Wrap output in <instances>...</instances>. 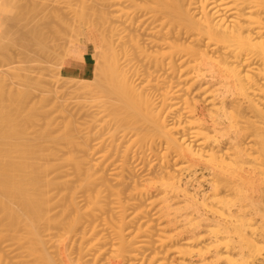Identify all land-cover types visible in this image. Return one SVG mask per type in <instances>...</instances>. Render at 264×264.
I'll use <instances>...</instances> for the list:
<instances>
[{
  "label": "bare ground",
  "instance_id": "6f19581e",
  "mask_svg": "<svg viewBox=\"0 0 264 264\" xmlns=\"http://www.w3.org/2000/svg\"><path fill=\"white\" fill-rule=\"evenodd\" d=\"M63 1L110 66L94 53V80L64 88L88 99L104 68L117 84L83 122L37 128L55 95L36 107L31 77L13 90L0 70V264H264V0Z\"/></svg>",
  "mask_w": 264,
  "mask_h": 264
},
{
  "label": "rangeland",
  "instance_id": "374dc122",
  "mask_svg": "<svg viewBox=\"0 0 264 264\" xmlns=\"http://www.w3.org/2000/svg\"><path fill=\"white\" fill-rule=\"evenodd\" d=\"M8 1H10V2H7V0H4V2H6V3H8V4H10V5H8V4H4V6L6 5L7 7L8 6H10L9 8H11V9H8V8H5L4 9V11H3V13H5L6 12V10H9L8 12H6V14L4 15L3 13V15L4 16H2V14H1V18H0V23H1V25L0 26H2V24H4L3 25V27H1V30H0V35L2 36V38H1V36H0V46H2L1 48H0V57H2V58H0V70L1 71H3L5 74L6 73H9L8 75H6V81L5 80H3V81H5L4 83H2L4 86L3 87H5V88H7V87H9V89H13V87L15 88V90L16 89H18L19 87H21L20 86V84L21 83H19V82H21L20 81V78H19V74L21 75V74H23V75H25L24 73H26V75H28L29 77H31V82L32 83H30V85L31 86H29V88L32 90H30L31 91V102H33V103H35L34 105H37L36 107H38V104L40 103L41 104V106L39 105V107H42L46 102L47 103H49V101H47L46 100V102H45V100L44 99H48L50 96H51V98L53 99V97H54V95H55V97H54V101L53 100H51L50 98H49V100L52 102V104H51V102L48 104V105H44L45 107H43V108H38V109H40L39 111H42L41 112V116L39 117V119L37 120V122H36V127L38 128V124H40L41 123V121H42V119H43V123H41L40 125L42 126V125H44L45 123H52L53 125H51V127L53 126L55 129H56V126L58 127L59 125H60V129L61 128H63L64 127V125L66 124V120H68L67 118H69V119H71V117H72V119L74 120L75 118H77V117H79L78 119L80 120V123H81V121L83 122L84 120V115L87 113V112H90V111H92V109L91 108H93V110L96 108V102H98V103H100L101 101V96H102V94H104V92L106 93V88H105V90H104V92H102L101 91V89L102 88H104V87H100V85L102 86V83H105V84H108L109 85V83H106V77L107 78H110V73H111V71L109 70V72H108V70L107 69H110V68H104V66L105 67H108L109 66V62L107 61L108 59L107 58H105L106 57V54L104 55V54H102V51H105L104 53H106V51H108V50H106V47H105V50H104V48H102L101 46H102V42H100L99 40H101V39H99V40H96V39H94L95 38V36H96V38H98V33H97V31H96V28H95V26H93V24H91V20H89V17H88V20H87V17L84 19L83 18V20L81 21V17L83 16V15H81V17H78L79 19H76L75 21L76 22H74L76 25H74L73 26V28H68L69 27V25H68V27L66 26L67 25V23H65V21L63 22V24L65 25H63L62 24V18H59V17H61L62 15H60L61 14V12H58L57 11V14L55 13L56 12V10L55 9H53V6H54V4L55 5H58V2L61 4V6H62V1L63 0H58V2L56 1V0H50V1H52L54 4H52V2L50 3V1H45V0H36V4H34L33 2H32V0H31V3L33 4L32 6H31V9H29V7H30V5H31V3H30V0L28 1V0H8ZM21 1H23L24 3H22ZM35 1V0H34ZM39 1V2H38ZM42 1H45L44 2V4H46V2H47V4L46 5H44L43 4V2ZM54 1H56V2H54ZM29 2V3H28ZM63 2H65V1H63ZM15 4V6L13 5V6H11V4ZM43 4L44 6H43V9L41 8L40 10V12H37V13H39V14H37L36 13V15H35V17H34V14H33V9H38L39 8V6L41 5V4ZM67 3V2H66ZM66 3H64L63 5H65ZM90 3V2H89ZM25 4V5H24ZM39 5V6H37L38 8H33L32 9V7L34 6V5ZM60 4H59V6H60ZM19 5H20V7H19ZM23 5V6H22ZM28 5H29V7H28ZM49 5V6H48ZM53 5V6H52ZM17 6V7H16ZM27 6V7H26ZM42 6V5H41ZM60 6V7H61ZM13 7V8H12ZM15 7V8H14ZM25 7V8H24ZM34 7H36V6H34ZM48 7H51V8H49L50 10H48L47 8ZM56 7V6H55ZM58 7V6H57ZM25 9V10H23V9ZM106 8V7H105ZM14 9L16 10L15 12H11L12 10L14 11ZM19 9V10H18ZM20 9H22L21 11H20ZM31 10L30 12H27V10ZM52 9H53V12H52ZM39 10V9H38ZM43 10V11H42ZM46 10V11H45ZM47 10H48V12H47ZM20 12V14H19V16H18V13ZM34 11H37V10H34ZM24 12H26V13H24ZM41 12L43 13L44 12V16H43V14H41ZM49 12H52V13H49ZM21 13H22V15H21ZM24 13V14H23ZM28 13V14H27ZM32 13V14H31ZM54 13L56 14L55 16H54ZM45 14H46V16H45ZM51 16H50V15ZM17 15V16H16ZM28 15V16H27ZM33 15V16H32ZM38 15V16H37ZM59 17H58V16ZM37 16V17H36ZM39 16H40V18H41V16H42V20L39 18ZM61 20L60 21V23H58L59 21V19H56L57 17ZM7 17V18H6ZM19 17L21 18L20 20H19ZM24 17V18H23ZM28 17V18H27ZM33 17V18H32ZM45 17V18H44ZM47 17H49V18H47ZM84 17H85V15H84ZM6 18V19H5ZM9 18V19H8ZM29 18H30V20H29ZM36 18V19H35ZM39 18V19H38ZM54 20H53V19ZM95 18V17H94ZM3 19V20H2ZM16 19V20H15ZM45 21H44V20ZM48 19V20H47ZM13 22H12V21ZM32 20V24H31V21ZM33 20H35V22L33 21ZM37 20H39V21H37ZM50 20V21H49ZM78 20V21H77ZM17 21V22H16ZM27 21H29L30 22V24H29V22H27ZM46 21L48 22V23H46ZM83 21H85L83 24H82V22ZM95 21H96V19H95ZM5 22H6V24H5ZM9 22V23H8ZM10 22H12V24L10 23ZM15 22V23H14ZM20 22H21V25H20ZM40 24H39V23ZM43 22V23H42ZM78 22V23H77ZM18 23V24H17ZM22 23H28V24H25V26L27 25L28 26V28H27V30H25L24 31V29H26L25 28V26H24V24H22ZM73 23V24H74ZM7 24H8V26H7ZM35 24V26H38V27H33V25ZM46 24L49 26V28H47L48 26H46ZM52 24V25H51ZM56 24H58V25H56ZM72 24V25H73ZM90 24V25H89ZM10 25H14V26H12V27H9ZM54 25V26H53ZM55 25H56V29H55ZM71 25V24H70ZM4 26H5V28H4ZM23 28H22V27ZM30 26L33 28H30ZM45 26V27H44ZM61 26V27H60ZM8 27V28H7ZM21 27V28H20ZM43 27H44V29H46V30H43ZM51 27V28H50ZM53 27V28H52ZM15 28V29H14ZM35 28V29H34ZM66 29V31L64 30V29ZM5 29V30H4ZM14 31H13V30ZM18 29V30H17ZM29 29H32L30 32H33V33H30L29 32ZM38 29V30H37ZM60 29V30H59ZM20 30V31H19ZM37 30V31H36ZM41 30V31H40ZM43 30V31H42ZM48 30V31H47ZM49 30H50V32H49ZM52 30H54L53 32L54 33H51V31ZM70 30V31H69ZM1 31H3V32H1ZM25 33H24V32ZM37 33H36V32ZM39 31H40V33L42 34H40L39 33ZM45 31V32H44ZM56 31V32H55ZM61 33H60V32ZM62 31H64L65 33H62ZM73 31H74V33H73ZM6 32V33H5ZM10 32H13V34L12 33H10ZM58 32V33H57ZM70 32V33H69ZM3 33V34H2ZM10 33V34H9ZM21 34V35H17V34ZM29 33V34H28ZM35 33H36V35H35ZM44 33V34H43ZM49 35H48V34ZM51 33V34H50ZM57 33V34H56ZM68 33V34H67ZM77 34V35H74V34ZM89 33H90V35H89ZM23 34V35H22ZM31 34V35H30ZM34 36H33V35ZM47 34V35H46ZM55 36H54V35ZM71 36H70V35ZM91 34H93V35H95V36H92ZM13 35H15V36H13ZM17 35V36H16ZM27 35V36H26ZM30 35V36H29ZM53 35V36H52ZM69 35V36H68ZM89 35V36H88ZM4 36V37H3ZM12 36V37H11ZM21 37V39L20 40H18L19 39V37ZM37 36H39V37H37ZM45 36V37H44ZM49 36V37H48ZM74 36H75V38H74ZM94 37L93 39H92V37ZM18 39H17V38ZM28 37V38H27ZM47 37V38H46ZM68 37V38H67ZM116 37V36H115ZM114 37V38H115ZM4 38V39H3ZM14 38V39H13ZM30 38H35L34 40L32 39V41H31V39ZM37 38V39H36ZM42 38V39H41ZM67 38V39H66ZM72 38V39H71ZM3 39V40H2ZM48 41H47V40ZM52 39V40H51ZM58 39V40H57ZM71 39V40H70ZM36 40V41H35ZM37 40H38V44H36L35 42H37ZM42 40V41H41ZM57 40V41H56ZM64 40V41H63ZM96 40V41H95ZM115 40H116V38H115ZM118 40V39H117ZM116 40V41H117ZM7 41V42H6ZM19 41V42H18ZM44 41V42H43ZM115 41V42H116ZM7 43V45L6 44H4L3 45V43ZM13 44H12V43ZM17 42V43H16ZM31 44H30V43ZM50 42V43H49ZM57 42H59V43H57ZM46 43H48V44H46ZM53 43H54V45H53ZM56 43V44H55ZM68 43V44H67ZM118 42H116V44H117ZM14 44L15 45H18V46H16L15 48H14ZM22 44H24L23 46H22ZM26 44H28V46H26ZM30 44V45H29ZM36 44V45H35ZM63 44V45H62ZM97 44V45H96ZM115 44V43H114ZM10 46L11 45V47H13V49L11 48V51L10 50H8V49H10V47L8 48V47H6V46ZM13 45V46H12ZM33 45V46H32ZM38 45V46H37ZM39 45H40V48H39ZM47 46L46 48H44L45 46ZM49 45V46H48ZM51 45H53V46H51ZM59 45H61L60 47H59ZM3 46H5V48L3 47ZM22 46V47H21ZM31 46V47H30ZM56 46V47H55ZM19 47V48H18ZM44 48V49H46V51L44 50V49H41V48ZM55 47V48H54ZM63 47V48H62ZM99 47H101V48H99ZM115 47H116V45H115ZM6 48H7V50H6ZM18 48V49H17ZM22 48H23V50H22ZM27 49V51L25 50V49ZM37 48V49H36ZM86 49L88 52H90L91 53V55H92V62H93V73H92V76L89 78V79H93L94 77H95V75H96V69H97V67H96V62H95V55H94V53H97V54H99V56H97V57H99V58H104V59H102L101 61H104V62H102V63H105V65L104 64H102L101 63V65H104V66H102V68H104V70H105V72H106V74H105V72L104 71H100L101 73H104L105 74V77H104V79H101L102 78V76H101V78H100V82L102 81V83H100L99 85H95L96 87H97V89H99V90H91L89 93V95H87V98L88 99H83L82 100V98L80 99V98H76L77 96H75V94L73 93V92H69V89H67L68 88V85H66V86H64V84L66 83L67 84V82L65 81L64 82V79L66 80L67 78L66 77H68V76H65V75H62L61 74V71H60V69L61 68H58V67H62V65H63V63H64V61L66 60V59H69V58H72V57H74V58H78V57H81V54H82V51H83V49ZM102 49V51L101 50H99L100 52H101V55H104L105 57H102V56H100V52H98V50L97 49ZM15 49V50H14ZM21 51H20V50ZM32 49V50H31ZM40 49V50H39ZM53 50V51H51V50ZM95 49V50H94ZM41 50H42V53H40L41 52ZM50 50V51H49ZM29 51V52H28ZM44 51V52H43ZM48 51H49V53H48ZM11 52V53H10ZM14 52H16V53H14ZM23 52V54H21ZM31 52V53H30ZM37 52V53H36ZM39 52V53H38ZM47 52V53H46ZM3 53V54H2ZM18 53V54H17ZM28 53V54H27ZM47 55H46V54ZM58 53H59V55H58ZM14 54V55H13ZM41 54V55H40ZM54 54V55H53ZM107 54H108V52H107ZM15 57H13V56ZM18 55V56H17ZM21 55V56H20ZM29 55V56H28ZM36 55H37V57H36ZM49 55V56H48ZM61 55V56H60ZM64 55V56H63ZM94 55V56H93ZM24 56V57H23ZM57 56V57H56ZM4 57V58H3ZM16 57L19 59H17L16 60ZM26 57V58H25ZM59 57V58H58ZM11 58H13V59H11ZM5 61H4V60ZM39 59H41V60H39ZM11 60V61H10ZM15 60V61H14ZM13 61V62H12ZM24 63H23V62ZM27 61V62H26ZM32 61V62H31ZM40 61V62H39ZM43 61V62H42ZM60 61V62H59ZM23 64H22V63ZM34 62H36V63H34ZM44 62H45V64H46V66H45V64H44ZM48 62V63H47ZM34 63V64H33ZM42 63V64H41ZM49 63H51L50 65H49ZM20 64V65H19ZM38 64L40 65V66H38ZM48 64V65H47ZM52 64L53 65H55L54 67L52 66ZM57 64H60V66H58ZM106 64H108V65H106ZM6 65V66H5ZM15 65V66H14ZM23 65V66H22ZM13 68H12V67ZM16 66H19V67H17L16 68ZM22 66V67H21ZM58 66V67H57ZM95 66V67H94ZM9 67H11L12 69H9ZM24 67V68H23ZM39 67H41V68H39ZM110 67V66H109ZM6 68V69H5ZM18 68H19V70H18ZM29 68V69H28ZM35 68H36V70H35ZM45 70H44V69ZM48 68V69H47ZM53 68V69H52ZM95 68V69H94ZM8 69V70H7ZM14 69V70H13ZM15 69H16V71H15ZM21 69H23V70H21ZM42 69V70H41ZM55 69V70H54ZM47 70V71H46ZM57 70H59V71H57ZM0 71V72H1ZM8 71V72H7ZM11 71H12V73H11ZM30 71V72H29ZM36 71V72H35ZM39 71V72H38ZM44 71V72H43ZM50 71H52V72H50ZM94 71L96 72V73H94ZM98 71V70H97ZM15 72V73H14ZM42 72H43V74H42ZM46 72V73H45ZM2 73V72H1ZM4 73H2V74H4ZM52 73V74H51ZM1 74V75H2ZM12 74V75H11ZM13 74L15 75V76H13ZM43 76H42V75ZM57 74V75H56ZM1 75H0V77H1ZM17 75V76H16ZM32 75V76H31ZM53 75V76H52ZM54 75H56V77L54 76ZM107 75V76H106ZM4 76V75H3ZM2 76V77H3ZM104 76V75H103ZM9 77H11V79H9ZM37 78V79H33V78ZM40 77H42V78H40ZM63 79H62V78ZM14 78V79H13ZM43 78H44V80H43ZM49 78V79H48ZM40 79V80H39ZM52 79V80H51ZM58 79L60 80V81H58ZM106 79V80H105ZM112 79L113 80H111V81H115V79L112 77ZM35 80H36V83H35ZM55 80V81H54ZM63 80V81H62ZM94 80V79H93ZM3 81H0V82H3ZM34 81V82H33ZM38 81V82H37ZM42 81V82H41ZM45 81H46V83H45ZM52 81V83H50ZM105 81V82H104ZM110 81V79H108L107 80V82H109ZM110 81V82H111ZM12 82V83H11ZM53 82H54V84H53ZM59 82V83H58ZM60 82H63V83H61L60 84ZM116 82V81H115ZM7 83V84H6ZM14 83V84H13ZM37 83H40V84H37ZM112 84L111 85H109V87H110V89H109V92L111 91V87H112V85L115 87L116 85H115V83L114 82H111ZM2 84L0 83V87H2ZM12 84V85H11ZM35 84V85H34ZM38 86H37V85ZM45 84V85H44ZM116 84H117V82H116ZM17 85V86H16ZM32 85H34V86H36V87H34V86H32ZM40 85V86H39ZM50 85V86H49ZM53 85V86H52ZM63 85V86H62ZM7 86V87H6ZM44 86H45V88H44ZM59 86H60V88H59ZM95 86H92L93 88L95 87ZM105 86V85H104ZM34 87V88H33ZM41 87H43V88H41ZM51 89H49V88ZM64 87H67V88H64ZM106 87V86H105ZM108 87V86H107ZM4 88V89H5ZM40 88L41 89H43L42 91L40 90ZM65 90H64V89ZM91 88V87H90ZM36 89V90H35ZM47 89H49V90H47ZM52 89H53V91H52ZM55 89H57V90H55ZM108 89V88H107ZM14 90V89H13ZM35 90V91H34ZM45 90V91H44ZM48 91V93H50L49 94V97H46V96H48V94L46 93L47 91ZM60 90V91H59ZM64 90V91H63ZM51 91V92H50ZM71 91V90H70ZM96 91V92H95ZM99 91H101V92H99ZM41 92H42V94H41ZM54 94H53V93ZM55 92H57V93H55ZM67 92V93H66ZM91 92H95L94 94H92ZM97 92H98V94H97ZM62 93V94H61ZM69 93V94H68ZM101 93V94H100ZM37 94V95H36ZM41 94V95H40ZM44 94H45V97L46 98H44ZM61 94V95H60ZM65 94V95H64ZM67 94V95H66ZM95 94H97V95H95ZM100 94V95H99ZM107 95H108V90H107V93H106ZM110 94V93H109ZM36 97H35V96ZM41 97L42 96V98H44L43 100H44V102H43V100H41V98L39 97V96ZM64 96V97H63ZM91 96V97H90ZM95 96L97 97V98H100V100L99 99H96L95 98ZM98 96H100V97H98ZM104 96H105V94H104ZM33 97V98H32ZM56 97H58V99L56 98ZM92 97H94V101H92ZM106 97V96H105ZM109 97V96H108ZM107 97V98H108ZM35 98V99H34ZM62 98V100H60ZM103 98V97H102ZM57 99V100H56ZM68 99V100H67ZM96 99V100H95ZM30 100V99H29ZM35 100H36V102L38 103H36L35 102ZM42 101V102H39V101ZM88 100V101H87ZM98 100V101H97ZM102 100H105V99H102ZM58 101H60L61 103L64 101V103H63V105L59 102L58 103ZM69 101V102H68ZM91 101V102H90ZM100 101V102H99ZM67 102V103H66ZM94 103V104H91V103ZM46 103V104H47ZM66 103V104H65ZM77 103V104H76ZM51 104V105H50ZM58 104H61V106L60 105H58ZM74 104V105H73ZM79 104V105H78ZM88 104V105H87ZM60 106V108L59 107H57V106ZM64 105H66V106H64ZM71 105H73V106H71ZM75 105H76V108L77 109H75ZM77 105H78V107H77ZM94 105V106H93ZM51 106V107H50ZM71 106V107H70ZM80 106V107H79ZM88 106L90 107L89 109H88ZM50 107V108H49ZM54 109H53V108ZM68 109H67V108ZM74 107V108H73ZM70 108H71V110L73 109L74 111H75V113L77 112V114H78V112H79V114H78V116H76L77 114H75L74 113V115H72L73 114V112L74 111H71L70 110ZM64 109V110H63ZM79 109H80V111H79ZM49 110V111H48ZM55 112H54V111ZM60 110H61V112H60ZM64 111V113L61 115L60 113H62L63 111ZM67 110H68V113H67ZM82 110H83V112H82ZM48 112H49V114H48ZM40 113V112H39ZM46 114L45 116H43L44 114ZM52 113V114H51ZM72 113V114H71ZM84 113V115H80V114H83ZM66 114H67V116H66ZM52 115H54V116H52ZM57 115H59L58 117H55V116H57ZM72 115V116H71ZM80 115V116H79ZM46 116H48V117H46ZM76 116V117H75ZM81 116H82V120L80 119L81 118ZM43 117V118H42ZM55 117V118H54ZM63 119H62V118ZM65 117H66V119H65ZM46 118V119H45ZM53 118V119H52ZM85 118H86V116H85ZM49 119V120H48ZM65 119V120H64ZM50 120H53V121H50ZM57 121V123H56V121ZM60 120V121H59ZM76 121H77V119H75ZM47 121V122H46ZM76 121H74V122H76ZM45 122V123H44ZM54 122V123H53ZM79 122V121H78ZM78 122L76 123V125H78ZM59 123V124H58ZM57 124V125H56ZM63 124V126H61ZM39 125V126H40ZM81 125V124H80ZM50 127V128H51ZM57 130V129H56Z\"/></svg>",
  "mask_w": 264,
  "mask_h": 264
},
{
  "label": "crops",
  "instance_id": "0c3cea01",
  "mask_svg": "<svg viewBox=\"0 0 264 264\" xmlns=\"http://www.w3.org/2000/svg\"><path fill=\"white\" fill-rule=\"evenodd\" d=\"M92 60L91 53L84 48L81 57H72L64 61L60 69L61 74L65 76L89 79L93 73Z\"/></svg>",
  "mask_w": 264,
  "mask_h": 264
}]
</instances>
